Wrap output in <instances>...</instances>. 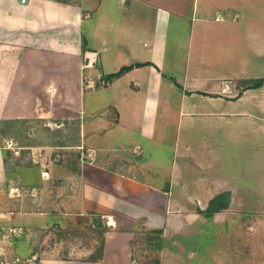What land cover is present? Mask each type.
I'll return each instance as SVG.
<instances>
[{
    "label": "crops",
    "instance_id": "1",
    "mask_svg": "<svg viewBox=\"0 0 264 264\" xmlns=\"http://www.w3.org/2000/svg\"><path fill=\"white\" fill-rule=\"evenodd\" d=\"M263 76L264 0H0V123L63 102L91 158L66 168L58 200L42 194L52 167L36 165L46 176L25 192L0 142V264H13L18 239L61 210L181 234L173 213L195 198H207L200 211L222 191L264 201V83L249 87ZM108 146L169 149L166 187L106 167L118 163L102 154ZM120 235L108 234L96 260L36 264H132Z\"/></svg>",
    "mask_w": 264,
    "mask_h": 264
},
{
    "label": "rangeland",
    "instance_id": "2",
    "mask_svg": "<svg viewBox=\"0 0 264 264\" xmlns=\"http://www.w3.org/2000/svg\"><path fill=\"white\" fill-rule=\"evenodd\" d=\"M51 107L43 106L39 117L0 123V142L8 145L5 153L8 162L13 161L14 175L20 178L23 174L21 182L27 188L25 192L37 181L39 173L46 176L43 175L46 171L40 172L36 165L43 163L46 169L52 167V177L41 183L42 194L47 193V196L54 190L59 200L64 196L66 168H75L81 159L91 158L85 148L77 147L81 143L80 119L77 116L65 118L63 102H58L57 106L51 103ZM162 149L154 147L157 153L153 155L147 150L135 154L128 149L120 151L108 146L102 154L117 156L119 164L108 163L110 158L104 164L106 167L166 187L169 179L164 155L170 156L171 152ZM238 162L240 166L241 158L231 157V164L235 166ZM218 194H223L220 201L227 202V207L233 205L234 209L224 207L207 215L204 210ZM218 194L208 199V205L202 211L198 203L206 197L195 198L196 204H190V210L184 213L174 211L175 224L182 226L181 234H168L162 228L141 224H116L111 217L99 212L67 213L61 210L54 222L30 230L27 236L23 234V238L18 239V253H14L13 264H36L41 258L81 260L98 256L105 249L104 239L108 234L114 236L121 232L129 238L132 264H264V208L253 209L264 201L258 202L255 197H232L227 191ZM189 199L192 201L191 197ZM246 203L252 207L242 213V205ZM194 208L200 213H195ZM225 220L230 224L226 225Z\"/></svg>",
    "mask_w": 264,
    "mask_h": 264
},
{
    "label": "trees",
    "instance_id": "3",
    "mask_svg": "<svg viewBox=\"0 0 264 264\" xmlns=\"http://www.w3.org/2000/svg\"><path fill=\"white\" fill-rule=\"evenodd\" d=\"M61 1H65V0H61ZM129 67H123V68H121L118 72H116V73H114V74H112L111 75V77L112 76H114V75H118V74H120L123 70H125V69H128ZM264 83V76L263 77H261V78H258V79H256V80H254L253 82H251L250 84H249V87H251V86H259V85H262ZM223 196V194H218V195H216L213 199H211L210 200V203H209V205H208V207L204 210V212L208 215V213H212V212H214V211H216V210H218V209H221V208H224V207H227V205H228V203L227 202H222V201H220L221 199V197ZM87 213H96V212H87ZM101 215H103V214H101ZM160 231V230H159ZM104 238V237H103ZM100 256H101V254L100 255H98V256H94V257H89V259L90 260H96V259H98V258H100Z\"/></svg>",
    "mask_w": 264,
    "mask_h": 264
},
{
    "label": "built area",
    "instance_id": "4",
    "mask_svg": "<svg viewBox=\"0 0 264 264\" xmlns=\"http://www.w3.org/2000/svg\"><path fill=\"white\" fill-rule=\"evenodd\" d=\"M22 2L26 1V0H21Z\"/></svg>",
    "mask_w": 264,
    "mask_h": 264
}]
</instances>
